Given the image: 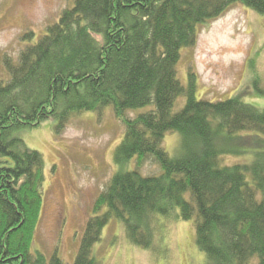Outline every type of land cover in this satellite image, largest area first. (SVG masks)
<instances>
[{"label":"trees","instance_id":"1","mask_svg":"<svg viewBox=\"0 0 264 264\" xmlns=\"http://www.w3.org/2000/svg\"><path fill=\"white\" fill-rule=\"evenodd\" d=\"M236 3L264 15V0H74L41 39L6 64L0 264H64L56 253L46 258L30 251L44 200L43 158L15 135L18 127L52 119L58 131L74 114L100 115L108 107L125 128L114 154L119 169L95 202L73 264H100L92 250L108 220H123L130 239L149 247L148 219L172 212L193 221L207 264H264V107L236 96L197 99L193 76L184 87L175 67L198 26ZM180 95L184 106L172 113ZM169 132L181 138L176 156L161 146ZM248 150L249 163L221 162ZM149 157L161 167L157 176L139 172Z\"/></svg>","mask_w":264,"mask_h":264},{"label":"rangeland","instance_id":"2","mask_svg":"<svg viewBox=\"0 0 264 264\" xmlns=\"http://www.w3.org/2000/svg\"><path fill=\"white\" fill-rule=\"evenodd\" d=\"M73 3L0 0V81L9 79L6 64H14ZM175 67L184 87L189 74L193 76L197 99L214 102L236 96L262 109L264 15L241 3L233 4L216 19L198 26L194 44L180 50ZM184 103V95L178 96L172 113L180 111ZM149 108L131 110L127 115L132 118L133 113L136 116ZM18 128L15 135L43 158L44 200L30 251H39L46 258L56 253L64 264H73L87 222L95 215V202L119 169L114 154L123 138L124 124L108 107L100 115L89 111L74 114L58 131L52 119ZM180 141L178 133L169 132L161 146L176 156ZM252 155L251 150L244 155H224L221 162L227 166L249 163ZM130 165L135 169L134 161ZM139 172L157 176L162 170L149 157ZM97 211L103 212V207ZM176 214L148 219L149 247L130 239L123 220H108L100 240L93 245V257L100 264H207L195 242L193 221L175 219Z\"/></svg>","mask_w":264,"mask_h":264},{"label":"bare ground","instance_id":"3","mask_svg":"<svg viewBox=\"0 0 264 264\" xmlns=\"http://www.w3.org/2000/svg\"><path fill=\"white\" fill-rule=\"evenodd\" d=\"M239 49V47L238 48H236V50H238Z\"/></svg>","mask_w":264,"mask_h":264}]
</instances>
